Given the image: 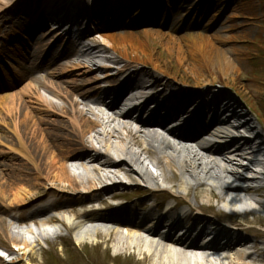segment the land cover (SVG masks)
Here are the masks:
<instances>
[{"label":"bare ground","instance_id":"1","mask_svg":"<svg viewBox=\"0 0 264 264\" xmlns=\"http://www.w3.org/2000/svg\"><path fill=\"white\" fill-rule=\"evenodd\" d=\"M88 1L93 14L100 12L104 2L102 10L114 20L124 18L128 3L0 0V60L7 59L10 68L0 66V230L10 232L12 225L32 224L47 232L59 224L75 232L69 243L82 247L100 239L96 245L115 249V256L124 254L122 258L132 259L133 264H196L193 249L231 254L225 258L212 254L210 263L217 258L216 264L263 263L264 247L257 240L264 239V234L216 220L212 215L215 206L198 201L201 192L222 208L243 209L244 215L264 224V133L232 95L214 94L210 89L201 93L196 88L189 96H178L174 88L169 89L170 80L185 85L196 79L192 74L201 75V68L211 63L233 75L234 65L226 51L191 35L187 37L194 55L182 57L183 48L172 36L179 24L173 26L166 12L163 28L169 33L152 29L143 33L166 43L163 59L127 28L104 34L109 46L86 40L75 29L80 27L77 20L82 25L86 13H68ZM160 1L149 0L144 15L152 16L150 11L159 9ZM201 3L178 0L172 12L192 13ZM45 11L47 18L56 21L49 32H42L45 22L40 17ZM37 31L43 34L37 37ZM170 44L177 45V52ZM11 55L17 60L12 61ZM170 65L173 72L168 71ZM39 71L44 77L33 75ZM247 83L242 81V89H249ZM245 94L237 92L241 97ZM220 101L226 102L222 116L229 114L222 120L217 115ZM159 113L166 114L162 120ZM206 114L211 116L209 122ZM180 115H188V120L168 128ZM212 125L218 130L215 134L206 128ZM221 127L229 128L235 136L230 138ZM231 144L236 150L224 158ZM240 154L247 164L239 162ZM145 162L159 170L168 190L140 189L141 182L158 186ZM238 163L246 171L258 169L251 189L240 188L244 181L239 179L238 169L229 168ZM68 168L78 174L72 175ZM226 178L230 181L225 182ZM127 186L140 190L143 199L132 202V207L112 203L124 201L122 188ZM244 196L253 203L249 208L242 202ZM162 201L167 202L166 209L156 215ZM180 203L188 214L181 210L173 217L172 209ZM124 209L128 212L125 216L120 213ZM138 209L144 211L136 214ZM66 210L73 214L69 217ZM57 211L63 213L50 216ZM26 234L32 231L28 229ZM50 235L40 233L31 243L20 233L8 236L19 252L16 261H34V247L60 237L55 232ZM195 237L210 241L199 244Z\"/></svg>","mask_w":264,"mask_h":264},{"label":"rangeland","instance_id":"2","mask_svg":"<svg viewBox=\"0 0 264 264\" xmlns=\"http://www.w3.org/2000/svg\"><path fill=\"white\" fill-rule=\"evenodd\" d=\"M148 1L149 0H128L126 9H124V18L117 20H114L112 17L108 18L110 16L108 12L102 10L103 7L106 8L104 2L100 4L102 9L98 14H93L94 7L89 1L84 4V6H77L76 10L87 13L90 9L89 12H92L93 15V18L89 20V17L85 18L84 28H82L86 32L85 39L95 40L105 46H109V43L104 41L102 36L108 33L121 32L123 29L127 28L142 37L146 41V45L152 49L153 54L163 59L167 56L165 52V48L167 47L165 45L166 43L161 42L160 38L157 36L151 35L145 37L143 33L148 29L169 33L167 28H163V23L167 20V17L163 18V12H166V15H168L171 20L170 22H173V26L174 24H179L175 32L172 33V36L183 48L182 57L191 58L192 55H194V48H191L192 44L188 37L195 35L206 39L207 43L210 45L213 44L226 51L227 58H229L234 65L233 75L230 72L224 74L214 63L204 65L201 68V75L195 76L192 74L196 79L190 80L187 84L185 83V85H182L177 80L173 81L169 79V89L174 88L178 96H189L196 88H199L201 93L206 89H210L214 94L222 93L226 97L232 95L240 103V109L248 113V115L259 124V128L264 133V5L258 0H201V5L198 7L195 6V10L192 13L188 12L175 15L172 10L176 7L175 4L178 3V0H167L165 3L163 2L164 0H162L160 1L161 5L159 9L152 8L150 11L152 12L151 16V14L144 15L145 6ZM184 2L185 1H183V4L186 5ZM23 18L26 17L23 16ZM46 19H48L46 23L49 31L53 22L47 17ZM118 22L119 24H123L122 28H118V26L121 27L117 24ZM145 22H152L153 26L145 27ZM102 29L106 32H103ZM87 44L92 43L88 42ZM170 46H172L173 52H177V45L173 46L170 44ZM119 52L123 53V50L120 49ZM13 59L17 60L14 57ZM197 59L200 58L197 57ZM168 68V71H174L172 65L168 66ZM44 75L42 71L35 74V76L41 77H44ZM71 78L72 77H68L66 79L70 80ZM243 80H247L249 86L248 90L242 89L241 83ZM238 91L242 93L247 92V94L241 97L242 95H237ZM221 100H223V98ZM221 102L222 101H220L218 106L220 107V111L223 112L224 108H222L223 105ZM224 103L226 104L225 101ZM225 129L228 128L224 127L223 129V131L227 133ZM228 134L233 135V132L230 130ZM240 134L245 136L244 132H240ZM7 136L11 137L8 131ZM207 138L209 137L206 136V139ZM218 141L223 142V140ZM169 142L174 143V140L171 139ZM2 149L5 150V148ZM145 164L148 173L157 178L156 182L158 186H155L151 182H141L140 189L168 190V185L164 184L159 177V170L152 165H148V162H145ZM229 168L233 171L237 169L236 167L230 166ZM68 169L69 172L74 175L73 169ZM257 170V168H253V170L250 169V171L248 169V172L251 173L250 175H254L253 173H256ZM122 191L126 193L123 198L124 201L112 203L122 204V207H132V202L136 201L137 203L143 199L144 194L140 190H136L135 187L127 186L126 188H122ZM161 196L162 195H160V197ZM187 199L191 203L192 197ZM198 203H207L215 206V211L212 215L216 220L228 221L235 227L250 228L253 232L264 234V224L253 221V217L250 215H244L242 212L243 209L233 211L226 210L222 208L220 203L217 204L214 200L207 199V195L201 194V192ZM79 210L81 209L76 211ZM182 210L188 214L185 210V206ZM66 211L69 217L73 214L71 210ZM61 213L63 212H52L50 216H57ZM187 214L184 215V217H188ZM262 216H264V212H262ZM5 222L6 225L10 223L8 218H6ZM121 228V231L126 233V229L124 227ZM28 229L32 231V234H26V230ZM10 230L12 231L0 230V264L28 263L26 261H16L19 252L16 247L12 246L8 236H14L20 233V235L24 237H22L24 240L31 243L40 233L49 238L51 237L50 234L54 232L59 234V239L55 240L53 243L41 242L40 245L34 247L31 252L34 261H30V264H133L132 259L122 258L124 254L115 256V249H106L107 246L104 244L96 245L100 242V239L89 240V245L86 244L82 247L76 246L74 243H69L68 238H75V232L70 229L64 230L59 224L53 225L47 232L32 224L20 226L12 225ZM162 233H164V231L159 234ZM122 236H124V234H122ZM158 238L159 237L156 235L157 240H159ZM257 241L260 247H264L263 238ZM110 245L112 246V244ZM136 259H139V257H136ZM261 264H264V262Z\"/></svg>","mask_w":264,"mask_h":264},{"label":"trees","instance_id":"3","mask_svg":"<svg viewBox=\"0 0 264 264\" xmlns=\"http://www.w3.org/2000/svg\"><path fill=\"white\" fill-rule=\"evenodd\" d=\"M258 1L264 5V0H258Z\"/></svg>","mask_w":264,"mask_h":264}]
</instances>
